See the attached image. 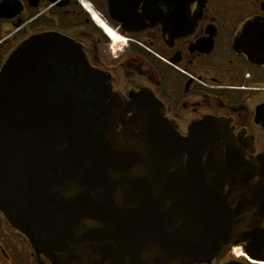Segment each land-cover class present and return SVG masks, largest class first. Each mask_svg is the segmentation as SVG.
<instances>
[{
  "label": "water",
  "instance_id": "obj_1",
  "mask_svg": "<svg viewBox=\"0 0 264 264\" xmlns=\"http://www.w3.org/2000/svg\"><path fill=\"white\" fill-rule=\"evenodd\" d=\"M100 75L54 34L0 72V210L38 263L203 264L263 240L264 155L220 121L182 137Z\"/></svg>",
  "mask_w": 264,
  "mask_h": 264
},
{
  "label": "flooded vegetation",
  "instance_id": "obj_2",
  "mask_svg": "<svg viewBox=\"0 0 264 264\" xmlns=\"http://www.w3.org/2000/svg\"><path fill=\"white\" fill-rule=\"evenodd\" d=\"M44 34L80 45L125 101L152 94L182 137L220 121L250 158L264 155V0H0V72ZM263 246L234 245L203 264H264ZM0 264H38L1 210Z\"/></svg>",
  "mask_w": 264,
  "mask_h": 264
},
{
  "label": "rangeland",
  "instance_id": "obj_3",
  "mask_svg": "<svg viewBox=\"0 0 264 264\" xmlns=\"http://www.w3.org/2000/svg\"><path fill=\"white\" fill-rule=\"evenodd\" d=\"M116 46L119 47V46H121V44L120 43H117ZM115 51H116V53H120L122 51V49H121V51H119V50H115Z\"/></svg>",
  "mask_w": 264,
  "mask_h": 264
}]
</instances>
